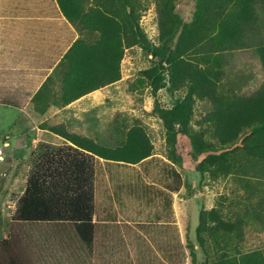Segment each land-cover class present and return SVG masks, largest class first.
<instances>
[{
	"label": "rangeland",
	"instance_id": "1",
	"mask_svg": "<svg viewBox=\"0 0 264 264\" xmlns=\"http://www.w3.org/2000/svg\"><path fill=\"white\" fill-rule=\"evenodd\" d=\"M90 2L111 11L125 8V14L133 9L150 45L164 47L159 0H86L87 9L93 6ZM173 3L174 18L183 22L180 28L194 34L192 44L180 41L181 34L174 41L180 47L175 43L166 52L163 49V58H155L151 48L140 44L127 47L121 79L98 104L63 109L60 70L46 88L53 94L46 91V97L31 107L34 114L23 115L27 120L0 107V240L13 227L47 228L51 233L44 236L54 251L45 256L67 257L69 264H202L228 257L239 263L247 254H264V158L250 151L257 130L245 128L235 142L224 144L211 117L218 101L229 103L252 95L264 84L260 53L264 0ZM75 25L81 38L90 43L98 40V32L82 23ZM173 53L218 72L214 96L191 95L189 84L171 78L167 56ZM149 69L154 70L152 75L145 73ZM187 97L193 100L188 123H174L169 131L165 118L174 121L170 111ZM136 125L145 128L154 145L151 156L136 164L98 156L95 160L94 245L80 244L70 223L13 219L39 154L69 143L64 133L85 134L99 144L117 147ZM211 209L228 226L214 231V221L204 224L203 246L198 236L201 215ZM58 230L71 237L60 239L63 232Z\"/></svg>",
	"mask_w": 264,
	"mask_h": 264
},
{
	"label": "trees",
	"instance_id": "2",
	"mask_svg": "<svg viewBox=\"0 0 264 264\" xmlns=\"http://www.w3.org/2000/svg\"><path fill=\"white\" fill-rule=\"evenodd\" d=\"M85 1L58 0L61 10L71 22L82 23L87 29L99 34L94 43L81 37L76 39L59 64V69L64 70L66 102L121 79V63L127 47L140 44L151 48L155 58H163L166 48H172L176 43L175 39L181 34L184 36L180 41L187 39L186 43L192 44L193 32L188 35L180 28L183 22L173 16L175 0H159L157 5L163 48L150 45L133 9L128 14H125V8L122 11H111L101 4L87 9ZM246 1L252 3L257 0ZM180 45L176 43L177 47ZM260 53L264 64V46ZM167 60L171 64V78L178 80L180 84H189L191 95L196 94L199 98L215 95L217 71L194 65L182 54H170ZM153 72V69L145 71L148 75ZM51 79L52 76L48 81ZM153 84L156 90V83ZM192 102L187 97L170 111L174 121L165 118L169 131L173 129L174 123H188ZM211 117L216 122L217 133L224 144L235 142L245 128L254 127L257 132L251 139L250 151L255 156L264 158V84L252 95L238 97L229 103L218 101ZM65 137L73 145L50 146L39 154L28 177L26 189L17 201L13 219L27 223L69 222L75 226L80 240L86 245H92L96 231L93 220L96 157L136 164L153 154L154 145L145 128L140 125L132 127L125 143L117 147L105 146L93 138L78 134L66 133ZM211 220L215 222L212 230H227L228 223L219 218L216 209L205 211L201 215L203 226L198 229L203 246L206 241L202 234L206 227L204 224H209ZM232 228L229 227V230ZM241 259L239 263H233L231 260L235 259L228 257L202 264H264V254L261 253H250ZM180 264H184V261Z\"/></svg>",
	"mask_w": 264,
	"mask_h": 264
},
{
	"label": "crops",
	"instance_id": "3",
	"mask_svg": "<svg viewBox=\"0 0 264 264\" xmlns=\"http://www.w3.org/2000/svg\"><path fill=\"white\" fill-rule=\"evenodd\" d=\"M58 3V0H0V107L16 111L20 120H27L23 116L26 115L25 112L27 115L34 114L31 107L39 104L47 94H53L51 89H46L48 82L60 70L64 74V70L59 69V64L81 36L77 26L64 15ZM90 4L94 6L96 3ZM50 76L52 79L48 81ZM113 84L92 90L70 102L65 100L60 106L73 110L71 108L81 105L98 104ZM77 112L75 110V114ZM66 144L73 145L71 141ZM93 220L96 224L94 245L97 236L95 215ZM62 223L69 224L40 222L46 225ZM42 228L10 229L8 236L0 240V264H69L67 257L59 260L45 256L47 251L52 254L54 250L47 244L49 239L44 236L51 232ZM73 231L78 242L85 244L77 235L74 225ZM60 232H63L60 239L67 241L71 237H66L67 231ZM64 245L67 246V242ZM61 249L67 255L66 250L63 247ZM75 258L72 262H75Z\"/></svg>",
	"mask_w": 264,
	"mask_h": 264
}]
</instances>
